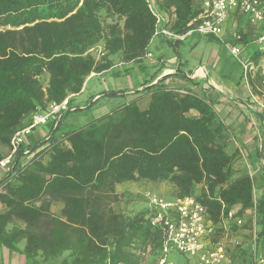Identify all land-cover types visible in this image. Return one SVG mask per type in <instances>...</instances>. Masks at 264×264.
<instances>
[{
  "label": "trees",
  "instance_id": "1",
  "mask_svg": "<svg viewBox=\"0 0 264 264\" xmlns=\"http://www.w3.org/2000/svg\"><path fill=\"white\" fill-rule=\"evenodd\" d=\"M150 3L0 0V160L31 115L51 103L67 99L68 104L58 120L27 137L0 177L2 247L16 251L25 241L26 258L59 264H142L137 251L150 247L148 264H154L161 238L148 224L149 210L127 216L107 208L115 185L147 181L172 184L173 200L193 198L214 223L230 209L237 208L238 216L250 212L241 228H229L231 235L250 233L232 250L230 264H248L252 258L253 217L264 249V197L255 199L252 178L233 169V155L227 152L230 137L212 108L211 88L192 82L202 87L200 94L172 91L162 87L165 76L145 88L149 101L144 109L130 102L82 128L61 126L63 119L92 102L94 96L84 109L72 106L93 74L120 77L137 71L143 87L155 80L156 73L150 74L154 67L144 63L156 30ZM152 4L164 18L162 27L179 35L203 11L202 0ZM245 18L258 30L250 41L237 26L238 40L247 46L261 31ZM98 45L102 51L96 59L90 51ZM249 61L250 93L264 105V44L256 45ZM53 199L64 203L61 218L51 216Z\"/></svg>",
  "mask_w": 264,
  "mask_h": 264
},
{
  "label": "built area",
  "instance_id": "2",
  "mask_svg": "<svg viewBox=\"0 0 264 264\" xmlns=\"http://www.w3.org/2000/svg\"><path fill=\"white\" fill-rule=\"evenodd\" d=\"M150 2L149 7L156 20L152 39L161 37L165 41L177 43L193 34L220 37L229 15L238 12L246 16L253 25L260 27L261 34L256 44H264V5L260 0H202V13L183 35L174 33L168 27H162L164 18L156 12L152 0ZM230 54L238 60L241 76L247 81L248 71L251 69L250 61L240 57V48L237 46L230 48ZM259 107L264 110L263 103H260ZM67 109L66 99L60 104H48L45 109L31 115L29 124L14 134L10 141L9 153L0 160V177L9 170L13 156L27 137L36 128L45 126L49 121L58 120L59 115ZM148 210V224L159 232L161 238L155 264H172L167 258L174 250L195 258V264H230L232 250L241 244L235 237L229 239L227 233L231 226L241 228L245 223L246 215L238 216L236 209H230L218 223H214L209 219L206 208L193 198L165 201L160 197L150 196ZM250 251L252 258L248 264H264V249L260 248L257 241L255 217L252 223ZM149 253L150 247H147L146 254ZM140 254L144 256V253L138 250L137 255Z\"/></svg>",
  "mask_w": 264,
  "mask_h": 264
},
{
  "label": "rangeland",
  "instance_id": "3",
  "mask_svg": "<svg viewBox=\"0 0 264 264\" xmlns=\"http://www.w3.org/2000/svg\"><path fill=\"white\" fill-rule=\"evenodd\" d=\"M237 26L239 27L238 30L242 33L241 36H247V39L250 41H253L256 38V32L258 31L257 28L249 25L245 16L233 14L229 19L225 33L222 31V35L220 37L215 38L193 34L190 37H187L186 40H183L184 45L179 47L178 55L174 52L171 46L167 45L162 46L159 50H155V52L161 51L168 58V60L174 58L177 59V65H175V67L178 69H175V74L167 76L161 82L164 84L162 87L172 91H180L181 89L178 87H170V85L181 82L185 83L187 79L186 75H190L192 73L189 69L197 66H204L208 74L212 71L211 74L215 80H220V77L223 79H226L225 77H229V73L232 74L236 69L234 59L238 62V60L230 54V48L232 46L239 47L241 54L240 57L249 60L250 55L257 45L256 42H252L251 44L244 46L241 42H239L238 39L240 36L237 33L238 30L236 31ZM178 44L179 43H177L176 46H178ZM101 51L102 46L98 45L93 48L90 53L95 56L96 59H99ZM115 60L116 59H114V61ZM203 73L204 78L208 76L204 70ZM137 77L138 76H133L132 74L120 77L112 76L111 74L90 76L85 82L84 91L73 100L72 106H78L79 110L84 109L89 100V96L97 95L99 93L115 92L117 95L101 96L100 98L98 97L99 99L96 101L93 99V101L86 106L87 109H84L85 111L82 110L74 112L63 119L61 121V126L65 129L82 128L93 121L100 120L104 116L120 109L130 102L137 103L141 109L146 108L149 101V92L144 90L151 84L143 87L140 83V78L135 80ZM245 82L247 83V81ZM202 84L205 89L210 88L205 80H203ZM248 90L250 92L249 86ZM190 91L192 90L190 89ZM200 91L202 92V90ZM249 95L252 102H249L247 106H250L252 110L254 109V111H259V104L263 103L262 98L253 96L251 93ZM255 100L256 102H254ZM40 130H43V126L36 128L32 134L36 135L40 132ZM256 194L260 196V190L258 188L256 189ZM110 195H112V198L111 201L107 203V208L116 213H122L128 216L146 211L148 209V197L156 196L165 201H172L176 198V191L175 187L168 182L156 183L147 181H132L115 185L113 194ZM63 208L64 203L62 201L56 199L51 200L50 213L52 217L61 218ZM227 233L229 239H231V237H235L241 243L244 239H248V234H250L248 232L240 231L231 235L230 233L232 232L230 230H228ZM221 235L222 234H220V236ZM143 253L144 256H142L143 254H140V258L142 257V264H148L151 261V255L146 254V250ZM236 257L241 258L239 255ZM167 259L172 264L196 263L195 258L180 254L175 250L168 254Z\"/></svg>",
  "mask_w": 264,
  "mask_h": 264
},
{
  "label": "crops",
  "instance_id": "4",
  "mask_svg": "<svg viewBox=\"0 0 264 264\" xmlns=\"http://www.w3.org/2000/svg\"><path fill=\"white\" fill-rule=\"evenodd\" d=\"M233 14L234 13H231L229 15L224 24L222 29L223 33H225L229 19ZM186 39L187 38L184 40ZM182 41L177 42L179 43L178 46H171L177 55L179 54V47L184 45V41ZM164 45L170 46L161 37L152 39L149 47V57L144 60L145 64L154 67L153 69H150V74L156 73L155 80L150 83L151 85L162 80L165 76L175 74L174 71L177 68L175 67V65H177L176 58L168 60L161 51L155 52V50H159ZM234 61L236 69L232 74L229 73L230 76L225 77L226 79L220 77V80H215L211 74L212 71L208 74L204 66H197L189 69L192 73L186 75L187 79L185 83L181 82L172 84L170 87H178L181 89V92H184L182 90L191 89L193 92L200 94V90H202L200 85L203 80L208 83L209 87L216 95L212 96V100L215 102V104L212 105V108L218 120L223 124L225 134L230 137L227 152L228 154L233 155V169L238 176L249 175L252 178L254 184V197L255 199H259L262 196L264 197V112H262L263 110L259 107V111H254L250 106H247L249 102H252L249 97L250 92L248 90V85L241 76L240 65L235 59ZM199 70L202 73H199ZM203 70L208 75L205 78ZM130 74L138 76L135 80L140 78V83H143L142 78L138 75L137 71H131ZM92 76L95 75L93 74ZM192 82H199L200 85H193ZM162 85L164 84L162 83ZM83 91L84 88L81 92ZM78 95L75 96L73 100L76 99ZM92 96H94L93 99L96 101V99L98 100L100 98V93ZM90 97L91 96H89V98ZM254 102H256V100ZM257 188L260 190V196L256 194ZM235 209L237 210V208ZM3 211L4 207L0 203V213ZM249 213L250 212L245 213L246 217ZM24 246L25 241H21L17 245L18 250L13 251L0 245V264H59V261L43 263L40 258L34 260L26 258L22 254Z\"/></svg>",
  "mask_w": 264,
  "mask_h": 264
},
{
  "label": "bare ground",
  "instance_id": "5",
  "mask_svg": "<svg viewBox=\"0 0 264 264\" xmlns=\"http://www.w3.org/2000/svg\"><path fill=\"white\" fill-rule=\"evenodd\" d=\"M199 73H202V72L199 70Z\"/></svg>",
  "mask_w": 264,
  "mask_h": 264
}]
</instances>
